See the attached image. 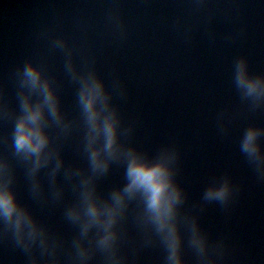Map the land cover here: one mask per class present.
Segmentation results:
<instances>
[{
  "label": "water",
  "instance_id": "1",
  "mask_svg": "<svg viewBox=\"0 0 264 264\" xmlns=\"http://www.w3.org/2000/svg\"><path fill=\"white\" fill-rule=\"evenodd\" d=\"M237 60L264 87V0H0V169L6 160L18 202L62 242L59 264H70L66 252L86 219L81 211L73 224L66 208L80 206L86 188L95 189L102 208L115 207L111 190L123 194L126 186L121 161L94 175L83 150L78 91L94 81L105 86L95 109L115 113L131 128L121 142L164 163L183 189L185 199L169 221L181 264H209L208 257L216 264H264V176L240 149L245 130L254 126L262 129L264 152V97H242ZM26 66L59 97L68 126L58 128L49 118L45 132L59 155L36 174L40 196L28 176L35 158L16 157L12 141L20 99L34 106L38 98ZM55 159L63 164L55 177L61 192L53 196L48 174ZM3 179L0 172V184ZM223 179L227 201H205V190ZM112 231L113 252L125 256V264H166L167 229L159 231L140 193L124 196ZM102 235L94 226L80 241L95 245ZM194 239L203 242V252ZM0 264H30L2 218ZM80 264H103L99 250Z\"/></svg>",
  "mask_w": 264,
  "mask_h": 264
},
{
  "label": "clouds",
  "instance_id": "2",
  "mask_svg": "<svg viewBox=\"0 0 264 264\" xmlns=\"http://www.w3.org/2000/svg\"><path fill=\"white\" fill-rule=\"evenodd\" d=\"M24 76L31 87L37 91V100L34 106H30L28 100L20 99L21 115L15 120L12 141L14 155L28 159L34 157L33 166L28 172L31 179V190L34 195L42 194L41 181L36 174L43 167L49 165L59 153L50 147V137L45 129L50 128L49 118L56 127L64 125V116L60 107V99L51 90L47 82L41 83V73L31 66L24 68ZM235 84L240 90L242 97H251L259 100L264 97V87H261L259 77L249 78L243 61L235 63ZM103 82H92L82 86L78 91V105L83 117L84 152L87 155L89 169L94 175L104 176L110 170L113 162L121 161L125 165L126 186L123 194L111 190V199L115 207H101L95 196V189L91 188L81 193V205H70L66 208V218L74 224L80 219L81 211L86 218L79 234L72 240L71 249L66 255L70 264H80L81 261L91 260L98 252L102 256L103 264L112 260L113 264H125L126 257L113 252L114 243L117 239L112 231L116 223V216L123 204L124 196L140 193L147 210L152 214L159 231L167 229L166 236V264H181L179 255V237L176 227L169 224L175 215V206L185 199L183 189L174 182V173L164 163L152 162L146 153H142L134 147L126 146L121 142V136L131 134V128H123L122 122L115 119V113L102 115L104 109L97 111V101L103 103L101 88ZM115 87H119L118 84ZM42 98V99H40ZM262 129L250 126L245 130L240 144L241 152L246 154L249 162L254 165L256 171L264 176V152L258 142ZM45 149H48L46 152ZM63 164L61 159H55V166L48 174L53 188V196L59 195L61 189L56 184V174ZM0 172L3 174V183L0 184V218L3 220L4 231L11 232L17 246L21 247L28 255L30 264H59V256L62 242L58 237L51 236L48 230L40 225L29 210L22 206L13 191L14 177L9 163L5 160ZM67 176V172L65 173ZM88 181H85L87 185ZM230 194L229 181L223 179L219 187L215 183L210 185L204 192L203 199L208 202H219L222 205L227 201ZM105 215L107 218L101 221L99 218ZM97 227L100 236L95 245L93 240H88L85 247L80 241V235L87 234L89 229ZM195 227V225H193ZM193 245L203 252V242L193 240ZM34 248L40 250V255L34 254ZM107 254V255H106ZM219 253L218 256H222ZM209 264H216V259L208 257Z\"/></svg>",
  "mask_w": 264,
  "mask_h": 264
}]
</instances>
